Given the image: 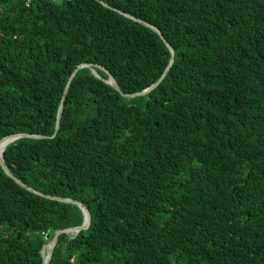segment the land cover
Segmentation results:
<instances>
[{"label": "trees", "instance_id": "trees-1", "mask_svg": "<svg viewBox=\"0 0 264 264\" xmlns=\"http://www.w3.org/2000/svg\"><path fill=\"white\" fill-rule=\"evenodd\" d=\"M15 133L47 136L2 152L43 195L0 166V264H42L84 222L44 195L90 214L47 264H264V0H0Z\"/></svg>", "mask_w": 264, "mask_h": 264}, {"label": "water", "instance_id": "water-1", "mask_svg": "<svg viewBox=\"0 0 264 264\" xmlns=\"http://www.w3.org/2000/svg\"><path fill=\"white\" fill-rule=\"evenodd\" d=\"M102 2V1H100ZM103 3V2H102ZM104 4V3H103ZM117 10V9H116ZM122 15L132 19V20H136V21H139L141 22L142 24L150 27L151 29L159 32V30L150 25L149 23L143 21V20H140L138 18H136L135 16L129 14V13H126V12H123V11H119ZM161 35V34H160ZM162 39L164 40L163 36L161 35ZM171 50V59H170V62L168 64V66L166 67L164 73L162 74V76L155 82L153 83L152 85H150L149 87L143 89L142 91L140 92H135V93H127V94H124V96L126 97H132V96H135V95H139V94H144L146 92H148L150 89H152L161 79L162 77L164 76L165 72L168 70L169 66L172 64L173 62V51L172 49L170 48ZM81 66H88V64L86 63H82V64H79L77 66V68L72 72L71 76L69 77L68 81L66 82V85L64 87V90H63V94L60 98V101H59V105H58V109H57V112H56V121H55V131L54 133L50 136H54L58 126H59V121H60V116H61V112H62V108H63V101H64V98L66 96V93L68 91V88L70 86V80L72 78V76L74 75V73L76 72V70L81 67ZM108 78L106 79V82L109 83L115 90L119 91L120 92V88L117 84V82L115 81V79L113 78V76L108 73ZM21 136H33V137H47V136H44V135H28V134H22V133H15V134H10V135H7V136H4L2 138H0V142H5V143H10L12 141H14L15 139L21 137ZM0 166L2 167V169L4 170V172L10 176L16 183L20 184L21 186L27 188L28 190L38 194V195H43V193L31 188L30 186L26 185L24 182H22L20 179H18L17 177H15L10 171L9 169L7 168V166L5 165L4 161H3V155L0 156ZM48 198H51V199H55V200H58V201H62V202H72V203H76L80 208L81 210L83 211V214H84V222L80 225H76V226H72V227H67V228H64V229H58V230H55L51 239L49 240V242L45 243L42 247H41V255L43 257V261H42V264H47L48 263V260L50 259V256H51V253H52V250H53V247L54 245L56 244L57 242V239H58V236L61 234V233H69V232H78L80 229H83V228H87V226L89 225V222H90V214L87 210V208L79 201L77 200H74V199H71V198H68V197H59V196H52V195H44Z\"/></svg>", "mask_w": 264, "mask_h": 264}, {"label": "bare ground", "instance_id": "bare-ground-1", "mask_svg": "<svg viewBox=\"0 0 264 264\" xmlns=\"http://www.w3.org/2000/svg\"><path fill=\"white\" fill-rule=\"evenodd\" d=\"M6 145H7V143H5V142L0 143V156L2 155V152H3Z\"/></svg>", "mask_w": 264, "mask_h": 264}]
</instances>
